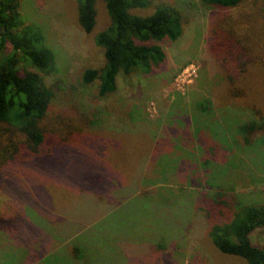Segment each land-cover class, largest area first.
<instances>
[{"label": "rangeland", "instance_id": "374dc122", "mask_svg": "<svg viewBox=\"0 0 264 264\" xmlns=\"http://www.w3.org/2000/svg\"><path fill=\"white\" fill-rule=\"evenodd\" d=\"M151 1L135 12L171 0ZM21 14L54 54L56 98L41 123L64 146L0 169V264H248L215 247L197 207L218 189L264 203V138L248 146L240 132L264 117V69L241 73L214 56L200 12L179 40L160 42L158 69L121 76L101 98L99 82L82 77L105 65L95 40L111 23L103 0L90 34L76 0H22ZM251 240L264 246V232Z\"/></svg>", "mask_w": 264, "mask_h": 264}, {"label": "trees", "instance_id": "16d2710c", "mask_svg": "<svg viewBox=\"0 0 264 264\" xmlns=\"http://www.w3.org/2000/svg\"><path fill=\"white\" fill-rule=\"evenodd\" d=\"M21 1L0 0V169L44 161L64 146L41 123L56 98L46 79L54 70V54L38 29L24 25ZM76 2L78 22L90 34L97 25L98 0ZM103 2L111 23L95 40L104 50L105 65L87 69L82 77L86 85L99 82L101 98L117 91L121 76L158 69L167 57L160 42L179 40L187 18L200 12L209 18L208 48L214 56L233 62L241 73L251 66L264 69V0H171L149 15L135 10L149 9L151 0ZM240 132L248 146L258 135L264 138V117L245 122ZM197 210L221 253L264 264V246L251 240L252 234L264 232V203L243 204L235 194L218 189L204 193ZM74 247L75 258L83 260V249Z\"/></svg>", "mask_w": 264, "mask_h": 264}]
</instances>
